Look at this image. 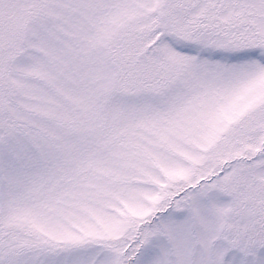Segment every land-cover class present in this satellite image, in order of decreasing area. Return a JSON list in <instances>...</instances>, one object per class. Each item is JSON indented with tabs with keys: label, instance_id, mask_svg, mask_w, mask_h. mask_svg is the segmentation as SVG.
Returning a JSON list of instances; mask_svg holds the SVG:
<instances>
[{
	"label": "snow or ice",
	"instance_id": "6c2138e0",
	"mask_svg": "<svg viewBox=\"0 0 264 264\" xmlns=\"http://www.w3.org/2000/svg\"><path fill=\"white\" fill-rule=\"evenodd\" d=\"M0 264H264V0H0Z\"/></svg>",
	"mask_w": 264,
	"mask_h": 264
}]
</instances>
